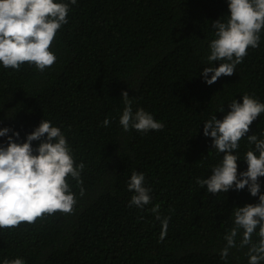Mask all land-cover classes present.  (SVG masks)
I'll return each mask as SVG.
<instances>
[{"label": "trees", "instance_id": "16d2710c", "mask_svg": "<svg viewBox=\"0 0 264 264\" xmlns=\"http://www.w3.org/2000/svg\"><path fill=\"white\" fill-rule=\"evenodd\" d=\"M56 2L69 4L68 23L51 44L56 62L42 72L28 63L19 70L0 64V129L11 130L0 137V147H7L9 136L26 142L43 119L51 121L75 163L85 165L83 183L68 177L77 201L71 214L0 228V264L16 258L25 264H248V246L240 247L243 229L228 257L220 253L236 227L235 208L259 203L264 177L255 197L247 186L208 193L197 179L209 178L224 155L204 135V123L213 116L222 120L244 95L264 103V29L234 74L208 85L203 68L219 66L207 65L216 38L212 23L227 21L228 0ZM125 91L133 112L144 109L163 122L162 131L123 130ZM253 134L264 140V113L234 152L238 173L247 171L246 153L255 149L247 136ZM40 142H32L34 154ZM133 172L143 173L151 190L143 208L130 206ZM156 205L158 213L151 211Z\"/></svg>", "mask_w": 264, "mask_h": 264}, {"label": "clouds", "instance_id": "9594fccd", "mask_svg": "<svg viewBox=\"0 0 264 264\" xmlns=\"http://www.w3.org/2000/svg\"><path fill=\"white\" fill-rule=\"evenodd\" d=\"M76 4V0H70ZM230 16L226 22L219 19L212 23L216 29L215 39L210 42L208 64L219 62V66L204 67L201 75L208 85L221 76H232L235 68L248 54V48H257L260 32L264 29V0H228ZM69 4L56 0H0V64L4 68L19 70L22 64L34 65L44 71L56 62V55L50 50L58 30L68 23ZM223 61V62H221ZM209 73L211 78L209 79ZM125 104L119 123L125 132L135 129L138 132L162 131L163 122L140 108L133 112L132 99L128 92H122ZM230 111L218 120L213 116L204 123V135L212 138V147L224 153L222 163L212 169L207 179H197V183L212 194L226 193L233 187L243 190L246 186L255 197L260 193L259 177H264V140L255 134L248 135V141L255 146L246 153L247 171L238 173L234 154L239 141L250 131V126L264 113V103L244 95L243 102L233 100ZM223 111V110H221ZM105 119L103 124L108 126ZM11 131L0 129V137ZM19 137L18 132H14ZM44 138V139H42ZM33 141H41L34 150ZM258 153V155H257ZM83 163L76 164L71 147L59 127L51 121L42 120L35 130L28 134L26 142H13L8 137L7 147H0V228L11 229L21 223L34 224L45 214L56 212L71 214L76 198L71 191L68 177L82 185L80 179ZM143 173L133 172L128 184L133 191L130 206L143 208L151 203L150 189L144 186ZM80 194H84L81 187ZM159 212V205L151 209ZM158 220L160 216L157 214ZM234 223L224 237L227 244L221 250V258L229 255V249L236 247V237L243 229L240 247L248 246V264H261L264 261V194L259 195V203L235 208ZM168 218L162 221L161 240L167 234ZM259 228L258 233H256ZM259 237L258 243L252 240L253 234ZM3 264H25L22 258L5 259Z\"/></svg>", "mask_w": 264, "mask_h": 264}]
</instances>
